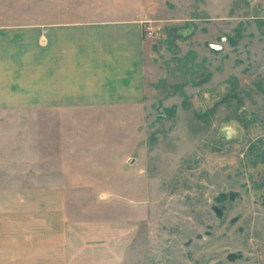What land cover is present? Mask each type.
<instances>
[{
    "label": "rangeland",
    "instance_id": "1",
    "mask_svg": "<svg viewBox=\"0 0 264 264\" xmlns=\"http://www.w3.org/2000/svg\"><path fill=\"white\" fill-rule=\"evenodd\" d=\"M52 202L116 264H264V0H0V225Z\"/></svg>",
    "mask_w": 264,
    "mask_h": 264
},
{
    "label": "crops",
    "instance_id": "2",
    "mask_svg": "<svg viewBox=\"0 0 264 264\" xmlns=\"http://www.w3.org/2000/svg\"><path fill=\"white\" fill-rule=\"evenodd\" d=\"M95 74L96 72L88 73L90 78L95 77ZM104 75L108 76V68L105 69ZM93 79L89 80V84L94 83ZM78 91L80 98L91 99V92L80 91V88ZM106 97L105 95L98 98ZM65 223V208L62 203L52 202L45 206L11 205L7 223L0 225V264L117 263L124 251L127 228L119 225L116 229H108V224H104L102 231L106 233L105 238L99 232L101 236L96 239L97 228L78 225L79 230L74 228L72 232L81 233L83 241L82 244L79 242L81 245H74L76 238L70 237L69 230L66 235V228L70 229V226L66 227Z\"/></svg>",
    "mask_w": 264,
    "mask_h": 264
}]
</instances>
